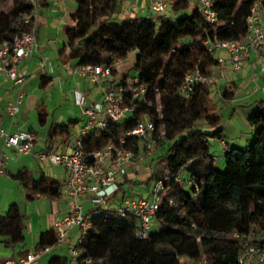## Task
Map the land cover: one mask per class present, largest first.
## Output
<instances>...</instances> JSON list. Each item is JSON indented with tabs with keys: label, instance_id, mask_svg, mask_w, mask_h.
Returning <instances> with one entry per match:
<instances>
[{
	"label": "trees",
	"instance_id": "1",
	"mask_svg": "<svg viewBox=\"0 0 264 264\" xmlns=\"http://www.w3.org/2000/svg\"><path fill=\"white\" fill-rule=\"evenodd\" d=\"M121 1L74 0L71 19L75 25L65 31L70 50L62 51L60 60L107 65L112 75L115 62L136 51L132 77L146 85L147 92L139 98L127 97L125 104L133 110L125 118L91 131L84 137V150L90 152L113 141L135 152L136 139L124 143L120 139L140 120H152L162 148L154 160L163 161V166L159 175L151 174L145 182L161 179L164 190L147 238L136 235L132 218L100 213L93 217L80 245L81 257H91L95 264H177L180 256L190 264H239L243 248L231 237L232 232L247 235L251 243H264V100L247 116L255 133L253 143L243 150H225L228 173L219 179L213 170L215 158L208 150L210 138L223 140L221 109L209 86L195 83L186 92L179 87L195 67L213 76L220 63L205 42L242 39L254 0H212L217 13L212 26L198 7L188 10L189 0H169L172 14H165L159 22L150 15L115 20L112 15ZM12 4L8 14H0V42L10 40L18 31L19 17L31 11L27 0H12ZM47 79L43 76L41 84ZM233 88V83L227 85L222 98L231 99ZM44 116L39 114L40 123ZM77 121L52 125L48 136L67 140ZM13 178L27 201L61 196L60 182L45 174L35 178L30 170L21 168ZM121 188L122 183L117 192ZM24 226V215L12 204L0 216V237L8 238L3 240L5 247L24 241ZM54 242L51 228L41 233L35 251ZM48 264L59 263L52 258Z\"/></svg>",
	"mask_w": 264,
	"mask_h": 264
},
{
	"label": "built area",
	"instance_id": "2",
	"mask_svg": "<svg viewBox=\"0 0 264 264\" xmlns=\"http://www.w3.org/2000/svg\"><path fill=\"white\" fill-rule=\"evenodd\" d=\"M46 1L48 0H27L31 11L19 17L18 31L12 38L0 42V76H4L18 87L15 101L0 108V123L4 114L13 118L19 112V105L24 98L22 87L25 75L19 71L18 65L33 49L36 32L35 20L39 7ZM147 1L153 13V20L159 22L167 11L169 0ZM197 3L206 23L210 26L214 25L217 21V13L213 8V1L197 0ZM205 43L209 45V48L214 49L215 53L218 50H225L232 69L239 71L252 51H264V0L253 1L247 17V32L242 39L235 41L214 39ZM216 58L218 62L222 61L220 55ZM77 71L97 84L111 76V67L102 64H82L78 66ZM195 83L210 86L212 80L195 67L185 74L179 91L186 92ZM102 89V99L96 103H87L81 93H75V103L83 108L85 120L74 137L72 151L43 150L37 154L39 160L48 162L51 166L62 165L68 173L67 178L60 181V192L61 196L67 200V209L63 214L56 215L52 221L55 234L54 244L45 245L40 251L29 250L17 259H0V264H48L39 262V258L53 247H65L68 257L67 264H95L91 257H81L80 245L92 226L93 217L100 213L132 218L135 221L136 235L140 238H147L153 215L164 190L163 180H154L146 197H123L119 201H113L111 199L118 190V180L125 173L126 165L134 157V151L117 145L113 141L90 152H86L83 145L84 137L91 131L105 128L110 122L125 118L127 112L133 110V106L125 104V99L142 97L147 92V87L139 84L137 77L133 76L125 83L118 82L115 87L105 85ZM155 131L154 122L145 118L127 131L120 142L136 139L147 156H156L158 155V143ZM0 139L2 140L0 175H2L7 158L4 148H11L16 155L28 154L32 150L36 136L27 131L9 133L0 126ZM84 196L89 202V207L86 208L80 201V198ZM231 237L238 239L243 248L238 258L239 264H243L244 258L249 255L254 256L259 264H264V243H251L247 235L237 232H232ZM177 264L190 263L184 256H180Z\"/></svg>",
	"mask_w": 264,
	"mask_h": 264
},
{
	"label": "crops",
	"instance_id": "3",
	"mask_svg": "<svg viewBox=\"0 0 264 264\" xmlns=\"http://www.w3.org/2000/svg\"><path fill=\"white\" fill-rule=\"evenodd\" d=\"M190 11L198 7L197 0H189ZM76 4L74 0H48L38 9L35 20V43L31 53L23 58L19 65V71L25 75L23 84L24 98L19 105V112L10 118L4 114L0 126L6 132L27 131L36 136L32 150L28 154L16 155L11 148H4L7 158L4 162V174L0 175V216L5 215L12 204H16L24 215V241L14 247H5L7 237H0V259H17L25 252L35 251V245L42 232L52 228V221L56 215L63 214L67 209V200L62 196L57 198L36 197L31 201L25 199L22 186L13 178V175L21 168L30 170L35 178L41 173L58 180L67 178L68 173L64 166H51L48 162L38 159L37 154L43 150L56 152H71L73 140L79 127L83 124L85 116L83 108L75 103V93H81L87 103H96L102 99V86L115 87L120 80L129 81L133 72H123L119 66L127 60L128 56L136 55V51H130L123 59H118L115 64V72L100 84L91 82L77 71L79 65L75 61L61 62L60 53H68L65 31L74 27L71 13ZM167 15H171L165 12ZM150 15L153 13L147 0H122L113 13L115 20H123L129 17ZM220 55L222 61L211 76L212 84L209 86L211 96L215 101L222 98V91L230 83L234 84L233 97L229 100L227 108L234 110L236 107L253 109L259 100H264V51H252L245 59L244 65L239 71H234L230 65L228 54L225 50L215 53ZM134 60V59H133ZM135 60L127 67L130 69ZM126 69V70H127ZM228 70L232 73L228 75ZM132 71V70H131ZM45 76L48 81L41 84V78ZM18 94L17 85L0 76V108L7 103L14 102ZM39 114H45L43 123L39 121ZM77 119L67 140L63 136H48L49 129L54 124H67L71 119ZM223 143V140H221ZM2 140L0 139V145ZM235 145H233L234 147ZM247 145L246 148L250 147ZM224 151L227 143L222 144ZM141 150V149H140ZM160 149L158 148V154ZM142 150L138 156L132 158L126 165L125 173L119 178L118 184L122 188L111 199L119 201L123 197H144L149 194L154 178L146 183L151 175L149 168L144 173L137 169L139 165L152 166L156 160L155 155L145 157ZM157 156V155H156ZM147 172V173H146ZM146 195V196H147ZM84 207H89L87 197H81ZM70 241V239H69ZM55 258L59 264H67L68 257L65 247H53L43 253L39 262L48 263ZM243 264H259L254 256L244 258Z\"/></svg>",
	"mask_w": 264,
	"mask_h": 264
},
{
	"label": "rangeland",
	"instance_id": "4",
	"mask_svg": "<svg viewBox=\"0 0 264 264\" xmlns=\"http://www.w3.org/2000/svg\"><path fill=\"white\" fill-rule=\"evenodd\" d=\"M12 0H0V14H8L12 8ZM169 14H172V9L171 7L167 8V11ZM135 60L134 55H129L127 60L124 61L120 66V70L123 72H133L134 68L133 66L130 67V69H127L129 65L132 64V62ZM127 69V70H126ZM132 70V71H131ZM232 71L228 70V75H230ZM235 75L234 73H232ZM212 94V91H211ZM228 102L221 98L220 100L217 101V106L221 109L219 112L221 118H220V127H221V135L223 137V143L221 142L220 139L217 138H210L209 139V150H208V155H212L215 160H214V166L213 170L215 175L218 176L219 179L223 178L224 176L227 175L228 173V166L227 163H225L224 160V149L222 147V144L227 143V147L230 148H237V149H245L247 145H250L253 143L255 139V133L252 127L250 126L247 116L251 112V108H242V107H236L234 110L231 108H227ZM207 130H213L214 128L210 126H206ZM233 145H235L233 147ZM160 149V154L162 152L161 144L158 145ZM140 144L136 146L135 150V157L138 156V152L140 150ZM143 154L145 152L142 151ZM145 157L148 158L146 155ZM132 164V160L130 162ZM140 167L137 169L141 173H144V171L149 168V172L151 174L159 175V170L163 166V161L155 162L152 166L149 165H139ZM147 173V172H146ZM146 197L147 194H144ZM109 217V216H107ZM153 225V223H152Z\"/></svg>",
	"mask_w": 264,
	"mask_h": 264
}]
</instances>
